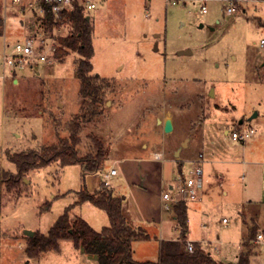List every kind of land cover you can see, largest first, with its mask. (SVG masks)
<instances>
[{
    "label": "rangeland",
    "instance_id": "1",
    "mask_svg": "<svg viewBox=\"0 0 264 264\" xmlns=\"http://www.w3.org/2000/svg\"><path fill=\"white\" fill-rule=\"evenodd\" d=\"M228 6L226 0H178L174 5L163 0H99L88 14L93 23V73L114 80L117 89L107 96L100 119L87 124L81 136L102 140L108 168L115 159L137 157L146 137L157 140L154 116L171 108L175 131L165 137L167 151L181 137L197 136L196 144L182 149L181 168L183 175L194 165L203 170L196 200L184 199L202 212L190 215L191 237L219 242L218 252L207 249L211 256L236 262L240 240L252 228L264 231V48L259 43L264 39V0H232V13L226 11ZM19 9L4 12L0 0V264H98L71 240L59 241V251L28 258L24 231L47 234L67 208L71 218L81 217L95 231L107 227L103 211L86 202L76 204L78 192L84 187L93 192L103 177L111 190L125 195L129 190L119 176L106 179L100 172L83 174L77 164H51L28 172L18 184L20 195L2 182L4 173L11 178L17 173L7 154L65 137L64 126L81 103L74 53L26 65L13 75L3 67L4 45L10 53L28 37L42 38L36 15ZM65 32L61 28L58 34ZM245 127L253 128L255 135L245 144L232 140L231 133ZM199 153L204 161H220L209 165L207 182L208 165ZM244 160L253 165L241 163ZM179 167L176 160L165 162L166 191L167 181L177 187ZM251 196L259 199L248 205ZM202 222L208 234L199 230ZM140 225L149 238L132 243L133 258L139 262L158 260L160 240L179 235L169 221L161 233L152 223ZM249 264H264V244L251 242Z\"/></svg>",
    "mask_w": 264,
    "mask_h": 264
},
{
    "label": "trees",
    "instance_id": "2",
    "mask_svg": "<svg viewBox=\"0 0 264 264\" xmlns=\"http://www.w3.org/2000/svg\"><path fill=\"white\" fill-rule=\"evenodd\" d=\"M44 13L38 15L36 21L41 30V39H55L56 49L53 57L62 60L70 53L77 55L75 60L76 75L79 80L80 108L64 126L65 137L50 145H42L38 149H29L19 153H8V159L15 165L17 173L14 178L4 173L2 182L9 190H15L20 195L18 184L28 172L39 170L51 164L61 167L77 164L83 174L100 172L105 168V145L99 138L87 135L82 138V132L87 124L96 122L103 115V107L107 96L117 89L115 81L95 75L91 58L93 56L92 33L93 23L88 16L89 11L83 6L75 5L56 18L42 3ZM264 25V23H263ZM65 28V34H58ZM3 20L0 16V35ZM89 203L103 211L109 220V225L100 231H95L81 217H70L67 208L47 234L34 232L32 237L25 236V255L37 258L49 250L59 251V241L71 240L77 250L95 256L98 264H249L250 245L254 242L256 233L252 228L249 235L241 240L242 251L235 263H223L214 259L211 254L194 244L192 253L185 250L187 234L186 204L183 200L175 201L172 212L179 235L176 240H166L160 243L159 257L156 261L139 262L133 258L132 243L137 240H147L149 234L142 225H131L122 213V198L115 196L105 181L101 180L93 192L84 187L78 192L77 205Z\"/></svg>",
    "mask_w": 264,
    "mask_h": 264
},
{
    "label": "crops",
    "instance_id": "3",
    "mask_svg": "<svg viewBox=\"0 0 264 264\" xmlns=\"http://www.w3.org/2000/svg\"><path fill=\"white\" fill-rule=\"evenodd\" d=\"M192 38V37H191ZM260 43V42H259ZM16 70L11 69V74H15ZM15 80H13L14 82ZM175 93V92H174ZM177 96V93H175V97ZM169 119L171 121L172 125V131L169 133H165L163 131V124L164 122ZM240 122V121H239ZM239 125H242V123ZM154 126L156 127L157 131V140H152L151 138L146 137L143 139L138 148L140 150V153L137 157H134L132 159H115L110 167H106L100 171L102 175L107 174L106 179L109 177H117L119 176L120 181L123 182L126 188H128V193L125 195H121L120 192H114L113 194L115 196H119L122 198V213L126 220L131 225H140L144 222L152 223L153 225H157L159 228V231L161 233L163 226L168 221L172 224L173 228L177 230L175 217L172 212V205L175 201H170V209L169 210H162L161 208V194L162 192H166L165 189V174H164V164L165 162H168L169 160H176L179 162V174H183L182 172V163L180 160V156L182 153V149H186L190 143L194 142L196 144L198 141L197 136H193V138H189L187 136L181 137L178 141L173 142L169 147L170 149L167 151V148L165 146V137L166 135H170L175 131V117L173 115V111L171 108H164L161 114H156L154 116ZM245 144V143H243ZM210 151L209 148H206ZM170 152V153H169ZM155 154H161L160 159L154 158ZM214 154V153H211ZM209 155V154H208ZM199 158L201 159V162H203V165H208V169L206 170L207 173V179L205 181H208V177L210 174V168L209 165L212 163H220L218 160H203V155L199 153ZM231 163H240L236 160L230 161ZM241 163L247 164L245 160ZM251 163V161H249ZM247 164L248 167L252 166L250 164ZM114 165H118L119 169H115ZM260 165H264V161L260 163ZM196 166L201 167L200 165H194L192 169ZM202 168V167H201ZM116 170V175L110 176L108 175V172L110 170ZM192 169L190 170L189 174L191 173ZM221 174V173H219ZM103 180V177L98 179L97 186L99 182ZM167 187L168 189H171V186L173 185L169 184L167 181ZM96 186V188H97ZM225 194L226 191H223ZM178 198V196H175V199ZM251 199L246 200V204H251L253 201L258 200L257 197H250ZM198 204H194L191 207H188L186 205V225H187V234L186 238L187 241L193 242L194 244H198L202 249L208 251L214 250L217 248V250H214L215 252H218L220 250L219 242L212 243L211 241L207 240L206 238H195L191 237V227H190V215L195 214L201 215L202 212H200V209L198 208ZM224 220V219H223ZM199 230L201 232H205L208 234L209 229L207 230V226L205 224L200 223ZM259 232V231H258ZM264 234V231H260ZM165 238V237H163ZM174 239H168V240H176ZM162 241L166 240H160V243ZM240 247H241V240H240ZM208 245V246H207ZM208 251V252H209ZM219 261L223 263H235L223 261L220 259Z\"/></svg>",
    "mask_w": 264,
    "mask_h": 264
},
{
    "label": "built area",
    "instance_id": "4",
    "mask_svg": "<svg viewBox=\"0 0 264 264\" xmlns=\"http://www.w3.org/2000/svg\"><path fill=\"white\" fill-rule=\"evenodd\" d=\"M163 1L166 3V5H174L178 0ZM226 1L229 2L230 5L227 7L226 11L228 13H232L234 10L233 7H231L232 0ZM1 2L4 12H6L9 8L18 7L20 8V11L29 9L30 12L36 11L38 15H42L44 13V8L42 6L38 7V4L40 5L42 3L49 9L50 13L56 19L60 17L61 14L73 10L75 5L83 6L86 10L90 11L96 7V4L99 2V0H1ZM201 12H206V7L204 5L201 6ZM186 37L191 38L192 34L187 32ZM172 39L178 40V37L174 35L172 36ZM46 40L47 39H40L37 41L35 37H28L23 43L14 44L10 53H6L5 51V49L9 48V46L7 44L4 45L1 55L3 67H9L13 70H21L26 65L48 61V59L53 56L56 49V40L49 39L50 44L47 42L45 43ZM260 47L264 48V39L260 40ZM255 133L256 132L253 128L245 127L239 131L232 132L231 138L234 141L245 143L247 140L251 139ZM154 158L160 159L161 154H155ZM108 175H116V170H110ZM105 177H107V174ZM176 180L178 181L176 188L171 186V189L166 192H162L161 194L162 210L170 209V201H184V199H189L191 201L196 200L198 191L203 186V170L201 167L196 166L192 169L189 175L180 174ZM176 195L178 198L175 199ZM223 222H225V220H223ZM254 243L264 244V234L262 232L256 233ZM185 250L188 253H192L194 250V243L186 240ZM214 250H217V248Z\"/></svg>",
    "mask_w": 264,
    "mask_h": 264
},
{
    "label": "water",
    "instance_id": "5",
    "mask_svg": "<svg viewBox=\"0 0 264 264\" xmlns=\"http://www.w3.org/2000/svg\"><path fill=\"white\" fill-rule=\"evenodd\" d=\"M180 53L181 54H189L190 52L189 51H182ZM262 65H264V60H263V64ZM255 116H256V113H254V115L252 116V118L255 117ZM239 123L241 124L242 121H240ZM163 131L165 133H169V132L172 131V125H171V121L169 119H167L164 122V124H163ZM24 235L27 236V237H32L34 235V232L26 230V231H24Z\"/></svg>",
    "mask_w": 264,
    "mask_h": 264
}]
</instances>
